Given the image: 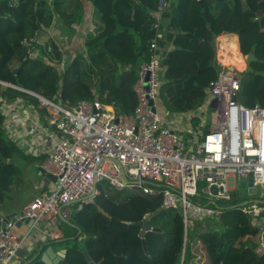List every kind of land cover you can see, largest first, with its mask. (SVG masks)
Here are the masks:
<instances>
[{"label":"trees","instance_id":"16d2710c","mask_svg":"<svg viewBox=\"0 0 264 264\" xmlns=\"http://www.w3.org/2000/svg\"><path fill=\"white\" fill-rule=\"evenodd\" d=\"M84 1L93 6L94 28L85 35L75 56L67 59L65 70L59 71L55 65L63 53L52 38L51 63L42 56L29 58L23 41L45 32L58 20L62 21L63 33L70 37L75 34L76 25L85 21ZM12 2L3 0L0 9V80L50 98L59 93L68 106L98 97L120 114L135 113L138 97L134 86L139 67L148 59L150 45L156 38L153 12L159 0H18L15 7ZM196 30L201 31L203 40L195 35ZM162 33L157 42L164 52L167 70L159 101L169 113L195 109L206 99V88L220 68L214 42L222 33L240 34L244 52L255 51L258 61L253 72L241 73L246 76L241 79L239 96L247 107L257 103L264 106V0H204L203 6L198 0H176L163 14ZM224 46L220 52L224 65L233 66L232 55L242 59L236 37L227 48ZM2 89L7 99L24 95L12 88ZM4 122L0 108V207L23 186L22 167L15 158H28L7 136ZM99 189L95 203H84L72 212L68 220L75 227L61 221L65 238L61 246L66 249L68 264H89L84 250L96 264L179 262L185 244L181 211L164 209L161 195L116 191L107 182L100 183ZM250 197L252 194L236 190L223 205L218 220H198L188 228V264L202 258L205 264H264V255L256 251L263 223L259 225L260 221H254L241 206ZM144 220L166 231L146 233L148 253L138 226ZM78 230L81 234L70 238ZM194 238L204 244L201 256L188 251L189 241ZM24 264L46 263L38 256Z\"/></svg>","mask_w":264,"mask_h":264},{"label":"built area","instance_id":"2783aa9c","mask_svg":"<svg viewBox=\"0 0 264 264\" xmlns=\"http://www.w3.org/2000/svg\"><path fill=\"white\" fill-rule=\"evenodd\" d=\"M170 4V0H159L153 13L156 38L148 59L138 70L134 86L138 106L133 115L120 114L98 97L68 106L59 93L50 98L0 80V108L8 135L23 149L48 144L44 167L57 177L52 188L21 210L22 216H15L16 221L30 219L26 234H20L16 221L0 229V264L17 263L18 250L25 249L28 237L42 221L60 215L70 219L68 205L78 200L95 203L102 182L116 191L137 187L145 194L161 195L164 209L181 211L185 238L195 220L220 216L223 207L217 199L230 201L240 179L249 181L253 175L250 194L258 187L264 188V106L257 103L247 107L239 102L242 77L235 67L219 63L217 77L206 88L202 112L211 111L210 124L189 111L177 113L174 119L159 113L162 77L167 67L157 38L163 37L161 17ZM17 5L18 0H13L12 6ZM40 34L23 41L27 56H42L51 63L54 45L42 40ZM55 65L64 71L65 58ZM2 87L25 96L9 102L3 97ZM213 101L216 106H212ZM185 132H190L189 137L184 136ZM200 183L206 184L202 190L213 198L208 203L197 200ZM241 206L254 221L263 215L264 206L257 200L245 201ZM256 251L264 255V240ZM177 264H185V249Z\"/></svg>","mask_w":264,"mask_h":264},{"label":"crops","instance_id":"0c3cea01","mask_svg":"<svg viewBox=\"0 0 264 264\" xmlns=\"http://www.w3.org/2000/svg\"><path fill=\"white\" fill-rule=\"evenodd\" d=\"M175 1L176 0H170L171 4H170V7L168 9H171L172 4H174ZM2 2H3V0H0V9H1ZM84 4H85V9H86L85 21L80 25H76V29H75L76 32L74 35H72V37H70L66 33L62 32V30H61L62 21L61 20H58V22L56 24L54 23L45 32L41 33V34H44V38L40 37L42 40H49L50 41V39L52 38L55 42H57L59 49L62 51L63 57L65 58L66 61H67V59L69 60L70 57L75 56V54H76L75 51L81 49V44L85 38V35L89 31H92L94 28L93 27V21H92L93 6L89 1H84ZM163 14L164 13H162L161 22H163ZM57 18L58 17H56V20H57ZM235 37L237 38L238 48L241 49V36L238 33L237 34H235V33H222L221 35H219L215 38L214 43H215V49H216V63L218 65H219V63H222L221 59H223V57L220 56V54H221L220 52L222 50L224 43H226V42H224V39L227 38L229 41H232V40H235ZM220 39H222V41H220ZM171 47H172V44L170 45V48ZM251 51H254V50H251ZM240 53H241V51H240ZM241 55L243 56L242 53H241ZM14 144H15L16 148L19 151H21L24 155H26L28 158L23 159V160H20L17 157L15 158V161L20 162L19 164L21 167L23 166L22 167L23 186L20 189L15 190L13 192L12 199L8 200V202H6L3 206L0 207V215L2 217H7L13 209H15L16 211H21L36 196H38L43 191L54 186V181H52L51 179H49L45 175H42L39 171V167L44 166L48 162V155H47L48 149L47 148L49 147V145L46 144V146H38V147L33 148V149H29V148L25 147V149H23V148L17 146V143L14 142ZM31 166L33 168H35V170L32 173L30 171H28V168H30ZM248 183H249V181H248ZM250 191H251V189H250ZM14 194H15V196H14ZM7 203L10 204L8 206L9 208H6ZM70 213L72 214V212H70ZM70 218H71V216H70ZM59 221H64V220H62L61 217L58 216L56 219L54 218L51 220H45L39 224L38 230L34 231L28 237L27 244L25 247V249L27 250V254H28V252H32L33 256H34V254H36L38 252L40 245H42L44 243H47L48 244L47 246H52L55 251H60V250L64 249L62 246H59L57 248V247H55V245H52L50 242L52 240L54 242H62L65 240V238L63 237L64 236V228H61L62 225L59 224V223H61ZM263 226H264V223H263ZM4 227H5V225L0 222V228H4ZM17 228L19 229V232L21 234V233H24L25 230L27 232L29 227H27V224L24 223L20 227H17ZM163 231H165V230H163ZM263 232L260 236V242L262 240H264L263 239V236H264ZM164 233L166 234V231ZM77 236H79V235H77ZM77 236H74V237H77ZM187 240H188V238L186 235L185 244L183 247V249H185V264H186V262L188 264V254L186 252ZM183 249H182V251H183ZM188 251H189V253H197L199 256H201L202 252L204 251V244L201 242L200 239L194 238L193 240L189 241ZM24 257L17 259V263L18 264L24 263L23 260L21 261V259H24ZM200 263L205 264V261L203 258H202V261H200Z\"/></svg>","mask_w":264,"mask_h":264},{"label":"rangeland","instance_id":"374dc122","mask_svg":"<svg viewBox=\"0 0 264 264\" xmlns=\"http://www.w3.org/2000/svg\"><path fill=\"white\" fill-rule=\"evenodd\" d=\"M235 34H237V33H235ZM40 37L41 38H44V34H40ZM242 39V38H241ZM228 43H229V41H227L226 43H224V47H228L227 45H228ZM216 50V49H215ZM240 51H241V53L243 54V56H242V59L241 58H237V57H234L233 55H232V57H231V60L233 61V67H235L238 71H240V76L241 77H243V76H246V74H241L242 72H244V71H247V67H248V65H247V62H246V56H247V54H249V52L248 53H246V52H244V50L242 49V40H241V49H239ZM241 59V60H240ZM243 62H245V64H246V66H245V69H244V66L242 65L243 64ZM5 100H9V102H11L12 101V99H7L6 97H5ZM239 101L241 102L242 100H241V96H239ZM205 107V101H203L202 102V104L200 105V106H198L197 108H195V109H191V110H189V112H192L194 115H196L195 116V118L196 119H200L201 121H205L207 124H210V122H211V111L210 110H207V111H204V112H202V108H204ZM158 110H159V113L163 116V117H165V118H176L175 116L177 115V114H175V113H169L168 111H167V108L162 104V102L161 101H158ZM178 117H179V115H178ZM180 117H182V119L184 120L185 118L183 117V116H180ZM4 130H5V132H6V134H7V136L10 138V136L8 135V133H7V130L5 129V127H4ZM201 131H203V132H205L206 131V129L204 128V127H201ZM184 134V136L187 138V137H189V135H190V132H185V133H183ZM11 139V138H10ZM12 140V139H11ZM33 159V158H32ZM26 164V163H25ZM23 167V166H22ZM35 170V168H33L32 166L30 167V168H28V171H30L31 173L33 172ZM206 184L205 183H200L199 184V194H198V196H197V198H199L202 202H204V203H208L209 201H210V199H213V198H210L206 193H204L203 192V190H202V187L203 186H205ZM52 188V187H51ZM250 186H249V183H248V180H246V179H240L239 180V183L237 184V192H239V193H241V194H247V193H249L250 194ZM127 192H134V193H139L140 192V189L139 188H137V187H135V188H128V190H126ZM12 196H13V193H12ZM14 196H15V194H14ZM249 196V195H248ZM254 197V198H253ZM251 199L250 200H261V201H264V188H262V187H258V188H256V191L252 194V197H250ZM215 200V199H214ZM217 201H218V205L220 206V207H223V205L227 202V201H225V200H219V199H217ZM8 202V201H7ZM84 204V202H76V203H73V204H71V205H69L68 206V210L70 211V212H75V211H77L78 209H80L81 207H82V205ZM263 204V203H262ZM10 204L9 203H7L6 204V208H9L8 206H9ZM264 206V205H263ZM222 211H223V209H222ZM218 218H219V215H217V216H207L205 219H202V220H218ZM158 220V219H157ZM195 221H198V220H195ZM194 221V222H195ZM258 221H261L262 223H264V212H263V215L258 219ZM59 222H61V221H59ZM60 225H62L61 226V228H64V224H62V223H59ZM27 227H28V225H27ZM60 228V229H61ZM19 230V229H18ZM264 231V230H263ZM26 233V230H25V232L24 233H21V234H25ZM264 233V232H263ZM260 235H261V231H260ZM259 238H260V236L259 237H257V239L256 240H259ZM51 242V244L52 245H55V247H59V246H61V243L63 242H54L53 240L52 241H50ZM36 254H34V256H35ZM33 253L32 252H28V254L24 257V259H21V261L23 260L24 261V263H27L28 261H30L33 257ZM24 263H21V264H24ZM15 264H18V263H15ZM191 264H201L200 263V261L199 260H192L191 261Z\"/></svg>","mask_w":264,"mask_h":264},{"label":"water","instance_id":"95a60500","mask_svg":"<svg viewBox=\"0 0 264 264\" xmlns=\"http://www.w3.org/2000/svg\"><path fill=\"white\" fill-rule=\"evenodd\" d=\"M198 1L202 6L204 5V0H198ZM195 35L200 40H203V36H202V33L200 30H196ZM253 60L256 61L258 59L256 57V53L254 51H250L249 54H247V56H246V61H247V65H248L247 71H249V72L254 71V68L251 66V63ZM151 105H152L153 111H156V107H155L153 101H151ZM212 106H216V101L212 102ZM39 171L42 175H45L46 177H48L52 181H54V182L56 181V179H57L56 175L54 173H52L51 171H49L48 169H46V167L40 166ZM123 174H124V176H126V173L124 170H123ZM252 178H253V175L250 174L249 185H252ZM214 192H216V189H214ZM81 201H83V200H78L76 202H81ZM257 201L259 203L264 204V201H261V200H257ZM76 202H73V203H76ZM73 203H71V204H73ZM16 215L22 216L23 213H22V211H16L15 209H13L7 217H2L0 215V222L3 223L4 225L10 221L14 222V221H16V217H15ZM60 217L62 220L70 223L72 226L75 227V225L72 224L68 219L63 218L61 215H60ZM24 223L27 225L30 224V219L29 218H22L20 221H16V226L20 227ZM259 225H262L261 221L259 222ZM138 226L141 228L140 236L142 237V243H143L144 250L146 253H148L149 251H148V246H147L146 238H145L146 233L148 231H159V232H165V231H163L161 228H157V227L152 226L149 223V220H144V221L139 222ZM80 234H81V230H78L77 235H80ZM70 238L74 239L75 237L72 236ZM263 239H264V236H263ZM47 245H48L47 243L40 245L38 252L36 253V255L31 260H34L38 256H41V260L43 262H45L46 264H68L66 259H65L66 249H62L60 251H55L52 246H47ZM44 246H47V248L45 250H44ZM26 254H27V250L24 248H20L17 252V255L19 258L26 256ZM84 254H85L87 260L89 261V264H96L94 261L91 260V257L89 255L88 250H84ZM14 260H16V259H14Z\"/></svg>","mask_w":264,"mask_h":264},{"label":"flooded vegetation","instance_id":"af4514ba","mask_svg":"<svg viewBox=\"0 0 264 264\" xmlns=\"http://www.w3.org/2000/svg\"><path fill=\"white\" fill-rule=\"evenodd\" d=\"M257 57V56H256ZM257 62V60L255 61V60H253V62H252V66H254V64ZM243 66H244V69H245V66H246V64H245V62H243V64H242Z\"/></svg>","mask_w":264,"mask_h":264},{"label":"bare ground","instance_id":"6f19581e","mask_svg":"<svg viewBox=\"0 0 264 264\" xmlns=\"http://www.w3.org/2000/svg\"><path fill=\"white\" fill-rule=\"evenodd\" d=\"M237 50L239 51L238 44H237ZM240 52V51H239Z\"/></svg>","mask_w":264,"mask_h":264}]
</instances>
